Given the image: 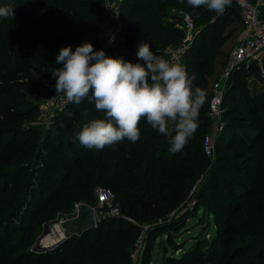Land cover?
<instances>
[{"label": "trees", "instance_id": "16d2710c", "mask_svg": "<svg viewBox=\"0 0 264 264\" xmlns=\"http://www.w3.org/2000/svg\"><path fill=\"white\" fill-rule=\"evenodd\" d=\"M64 3L55 15L34 6L26 13L0 18V37L10 41L29 64L18 71V76H13L14 72L5 75L1 83L4 87L0 86L1 174L10 172L14 156L20 150L33 148L39 137L34 122L40 102L29 95H51L52 89L42 77L52 76L51 71L61 66L55 63L61 46L75 47L80 43L72 36L87 33L95 36L97 42L108 38L110 50L113 48L118 55L132 61L137 59L138 42L144 39L161 55L165 48L179 46L185 38L183 18L171 11L182 8L193 18L197 17L195 20L203 21L197 27L195 46L186 49L183 59L188 73L195 75L194 85L200 86L199 66L205 61L209 63L212 56L207 53L206 38L218 44L222 27L226 25L222 19L225 11L208 10L203 5L193 7L186 0H120L115 13L119 15L120 32L111 39L114 18L106 12L103 0H64ZM225 6L237 8L234 18L241 23L237 4ZM252 81H264L256 61L232 72L223 98L225 126L217 140L216 161L207 178L198 185L197 209L202 206L204 210L207 200L217 234L212 235L209 245L190 252L189 256L213 255L211 264H264V91H258ZM210 98L211 94L205 93L198 127L177 152H169L164 134L153 129L143 117L138 122L141 135L135 142L124 139L99 149L82 145L74 139L75 132L87 119L102 117L103 113L86 98L79 103L69 102L57 112L53 127L47 131L37 161L43 163L34 183L38 198L31 196L30 204L36 206L38 213L51 214L53 210L49 209L59 205L65 186L79 185L93 196L96 186L110 184L122 211L135 212V216L141 217L154 204L159 208L155 215L166 213L175 207L177 198L191 194L209 160L204 154L203 140L209 124ZM137 184L151 186L148 190L152 191L139 193L144 187L137 191ZM161 189H165L164 198L160 197ZM25 194L19 197V203L25 202ZM7 195L8 188L0 191V203L7 200ZM6 210L2 214L7 215L0 223L11 216ZM106 221L119 227L110 226L102 232L100 225L93 234L86 232L46 252H32L14 259L9 257L11 251L2 239L0 250L6 254L5 264H133L131 240H126L136 235L137 228L122 217ZM36 225L32 219L27 227L33 232ZM164 232L168 239L174 238L171 229ZM27 241L28 237L23 238L22 245ZM152 244L151 241L149 248ZM177 261L184 264L189 258Z\"/></svg>", "mask_w": 264, "mask_h": 264}, {"label": "rangeland", "instance_id": "374dc122", "mask_svg": "<svg viewBox=\"0 0 264 264\" xmlns=\"http://www.w3.org/2000/svg\"><path fill=\"white\" fill-rule=\"evenodd\" d=\"M103 1L106 12L112 14L111 17L114 18L112 28H115V31L110 37L112 39L114 34L118 33L119 15L115 14L118 13L117 0ZM0 3L12 4L14 6V15H17L16 13L18 15L26 13L34 6L36 9L43 10L47 14L55 15L54 13L60 10L59 7L62 8L65 4L64 0H33L31 3L30 0H0ZM87 11H90V9H87ZM171 11L182 18L187 13L182 8H172ZM224 11L222 19L226 25L222 27L221 40L218 44L214 45L209 37L206 38L207 53L212 56L209 63L205 61L200 64L197 74L199 87L203 88L205 93L212 94L214 83L222 80L223 71L228 63L231 49L243 39L242 24L234 18V15L238 13L237 8H228L224 5L220 12ZM196 18H193L194 30L186 41L182 42V45L184 44L186 49L190 45L195 46L194 37L197 27L203 23L200 19L195 20ZM227 18L229 19L225 21ZM93 37L95 36L87 33L72 36V38L79 40L80 43L85 40L90 41L94 49L103 48L108 55H118L117 50H113V48L110 50L111 41L108 38L97 42ZM182 45L180 47L165 48L161 55L171 61L175 59L177 62L182 63L180 62L182 59L177 57L181 52ZM0 64V86H2L1 83L5 75L14 72L12 75L18 76L20 69L29 66L13 44L2 37H0ZM42 78L48 82L49 80L52 81L54 76ZM228 84L226 83V87ZM258 91H264V81L263 84L259 85ZM53 94H56L55 90L51 93V95ZM29 97L35 101H39L40 104L48 100L46 96L29 95ZM67 102L69 103L68 100ZM207 115L209 117V124L204 130V137L206 135L212 136L215 146L213 155L208 158L209 160L204 165L205 169L198 179V184L192 189L190 195L177 198L175 207L169 209L166 213L155 215V212L159 208L153 204L146 215L139 217L133 214L135 212L129 214L122 211L121 202L117 198L114 205L120 207V212L117 215L111 214L108 207H101L97 204L95 189L93 190V196H90L79 185L62 188L59 196V205L49 209V211L53 210V213H38L37 208H35L36 206L30 204V197L38 198L34 183L39 178L38 169L43 162L37 163V161H39V156L42 155L41 150L44 147L43 143L46 140L47 131L54 125L53 121L50 120L54 116L49 113L46 114L40 122L34 123L39 128L40 135L35 139L33 148L24 151L20 150L13 158L12 170L8 173H0V191L8 188L7 200L4 203H0V221L7 215L2 214L6 209L11 213L10 218L5 223H0V239L6 242L5 245L11 251L9 252V257L14 259L20 256H29L32 252H46L68 239L71 240L76 237L74 239L76 240L77 237H82L86 232L92 231L93 234L96 231L95 229L100 225H102V232L110 226H113V228L119 227L118 224L113 223L112 225V222L106 220L122 217L137 228L136 235L132 239L128 238L126 240L128 242L131 240L129 248L133 264H177V260L184 258H189V261L184 262V264H211L215 259L213 255L209 258L202 255L196 256V258H191V255L189 256L190 252L195 253L200 248L209 245L212 235L217 234V225L213 219V213L209 214L207 200L205 201V206H203L204 210L202 206L200 209H197L200 200L197 191L198 185L199 183L200 185L202 184L207 178L209 170L214 167L216 144L220 136L215 134L213 116H211L209 110L207 111ZM61 171L63 170L61 169ZM107 185H109L107 187H112L110 184ZM137 186V191L144 187V190H141L139 193H142V191L144 193L152 191L148 190V187L152 189L151 186L142 184H137ZM161 190L160 197L164 198L165 189ZM25 192L27 193V197L25 198V202L21 204L19 203V197L21 195L25 197ZM50 207L52 206L50 205ZM32 219H35L37 223V227L33 232L27 227V224ZM166 228L171 229V232H173V239L167 238L164 232ZM27 237V244L22 245V239ZM151 241L153 247L149 248ZM5 255L0 250V264H5V260L7 259Z\"/></svg>", "mask_w": 264, "mask_h": 264}, {"label": "clouds", "instance_id": "9594fccd", "mask_svg": "<svg viewBox=\"0 0 264 264\" xmlns=\"http://www.w3.org/2000/svg\"><path fill=\"white\" fill-rule=\"evenodd\" d=\"M188 5H203L220 11L227 0H186ZM186 18L188 14L186 13ZM14 6L0 3V18L13 17ZM135 61L94 49L85 40L75 47L61 46L55 55V92L69 102L82 99L94 102L102 117L87 119L74 139L89 148H103L141 135L143 119L164 134L169 152H177L198 127V116L205 101V90L194 85V74L186 67L156 54L150 43L141 39Z\"/></svg>", "mask_w": 264, "mask_h": 264}, {"label": "built area", "instance_id": "2783aa9c", "mask_svg": "<svg viewBox=\"0 0 264 264\" xmlns=\"http://www.w3.org/2000/svg\"><path fill=\"white\" fill-rule=\"evenodd\" d=\"M120 0H117V4ZM236 3L239 8V14L243 25V39L235 45L229 54V60L223 71V78L221 81L214 83V91L211 94L209 102V113L213 116L215 125V134L221 135L224 130V108L223 98L226 90V83H229L232 72L239 66H249L251 62L256 61L260 66V73L264 78V66H263V52H264V0H227V3ZM188 14V18L184 15L183 27L185 29V38L190 36L194 30L193 17ZM118 33L120 32L118 26ZM117 33V34H118ZM182 45V44H181ZM179 45V47L181 46ZM186 47L183 44L181 52L177 57L181 58L182 64L184 59V53ZM173 62H177L175 59ZM52 81L46 82L52 92H54L55 77ZM51 96V97H50ZM48 100L45 103L40 104V111L37 120L34 122H40L46 114H52L54 123L55 116L58 111L63 109L68 103L67 99L60 94H53L46 96ZM46 98V99H47ZM214 140L212 136L206 135L203 140L204 154L211 157L214 153ZM95 195L97 204L101 207H108L109 212L113 215H117L120 212V207L115 204L116 193L107 186L98 185L95 188ZM97 225V224H96Z\"/></svg>", "mask_w": 264, "mask_h": 264}, {"label": "crops", "instance_id": "0c3cea01", "mask_svg": "<svg viewBox=\"0 0 264 264\" xmlns=\"http://www.w3.org/2000/svg\"><path fill=\"white\" fill-rule=\"evenodd\" d=\"M241 23H242V22H241ZM242 27H243V25H242ZM243 35H244V34H243ZM263 66H264V52H263ZM252 83H254L253 85L256 87V89L259 88V85L263 84V82H261V81H257V82H253V81H252Z\"/></svg>", "mask_w": 264, "mask_h": 264}]
</instances>
